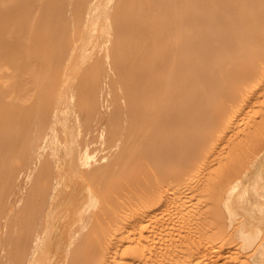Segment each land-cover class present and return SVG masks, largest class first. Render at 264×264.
Wrapping results in <instances>:
<instances>
[{
    "label": "bare ground",
    "instance_id": "6f19581e",
    "mask_svg": "<svg viewBox=\"0 0 264 264\" xmlns=\"http://www.w3.org/2000/svg\"><path fill=\"white\" fill-rule=\"evenodd\" d=\"M0 264H264V0H0Z\"/></svg>",
    "mask_w": 264,
    "mask_h": 264
},
{
    "label": "rangeland",
    "instance_id": "374dc122",
    "mask_svg": "<svg viewBox=\"0 0 264 264\" xmlns=\"http://www.w3.org/2000/svg\"><path fill=\"white\" fill-rule=\"evenodd\" d=\"M233 241H235V242L237 241V242L235 243V242H233ZM233 243H234L235 247H236V246H237V247L239 246L238 240H237L235 237L232 238V245H233Z\"/></svg>",
    "mask_w": 264,
    "mask_h": 264
}]
</instances>
